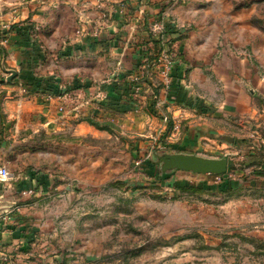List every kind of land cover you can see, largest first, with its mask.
<instances>
[{
    "label": "crops",
    "instance_id": "obj_1",
    "mask_svg": "<svg viewBox=\"0 0 264 264\" xmlns=\"http://www.w3.org/2000/svg\"><path fill=\"white\" fill-rule=\"evenodd\" d=\"M173 1L0 0V25H12L6 60L2 62L0 57V76L8 80L15 72L16 78L10 82L17 84L16 90L23 84L45 92L72 90L78 96L72 101L76 111L72 112V118L85 109L96 112L100 109L96 95H105L102 107L107 110L108 120L113 121L116 109L126 108L136 120L132 128L150 138L139 142L136 156L144 153L148 156L164 127L162 110L154 99L160 94L163 111L180 120L181 133L176 143L157 151L226 157L228 171L224 173V181L216 183L214 174L178 169L160 173L159 166L154 165L150 173L153 178L172 187L210 186L219 192L241 188L246 181L261 183L264 181V0ZM171 3L173 18L185 31L178 37L173 33L176 26L168 23L171 33L177 36L176 61L172 82L162 85L160 71L153 67L162 47L150 32V26ZM33 29L39 34L31 44L39 56L30 59L25 51V45L30 43L25 33ZM137 88L139 98L133 96ZM27 100L7 103L11 109L9 117L16 115L11 106L28 108L34 102ZM40 103L37 108L47 113V105ZM148 108L154 112H143ZM58 121L62 119L43 118L46 126ZM75 125L78 136L92 135L98 130L87 119H79ZM145 126L146 132L142 133ZM10 142L2 141L0 136V157L4 151H11L14 144ZM209 147L217 151L208 153ZM44 174L27 168L28 183L24 188L12 180L0 182V208L10 210L16 203L20 205L18 211L0 221V264H36L32 261V247L40 244L47 249L40 255L44 264H72L68 255L79 252V240L85 235L76 227L75 220L89 221L90 215L86 213L80 219L75 214L71 231L74 233L60 234L63 230L60 223L72 215L44 212L43 208L52 200L48 193L53 190L55 198H59L56 203L69 205L64 197L70 195L67 192L70 187L65 190L58 179L54 185H42ZM27 188L34 189L35 195L22 199L16 196ZM76 198L74 194L70 200V206L75 208L81 204ZM43 223L50 229H44ZM65 235L70 236L71 242L56 252L53 249L60 246Z\"/></svg>",
    "mask_w": 264,
    "mask_h": 264
},
{
    "label": "rangeland",
    "instance_id": "obj_2",
    "mask_svg": "<svg viewBox=\"0 0 264 264\" xmlns=\"http://www.w3.org/2000/svg\"><path fill=\"white\" fill-rule=\"evenodd\" d=\"M173 7L174 4H169L152 22V34L155 33L152 25L162 19L166 25L181 26L173 18ZM38 34L33 29L26 31L28 37H23L30 42L25 45L30 59L39 56L37 48L31 44ZM8 45L0 44L2 62L6 60ZM10 72L6 71L7 75ZM159 76L162 77L160 83L165 85V75L159 72ZM15 78L16 75L12 79ZM16 85L6 76H0V136L2 141L10 140V144H14L11 151L1 155L0 166L7 165L12 174L9 181L22 188L28 183L27 168L47 174L40 181L42 185H54V180L58 179L65 190L70 187L67 191L70 195L64 197L69 205L56 203L59 198H55L57 194L53 190L48 193L52 200L45 203L43 209L72 215L60 223L63 228L60 234L74 233L71 231L75 214L81 219L89 213V221L75 220L76 227L85 236L79 240V252L68 255L72 264H264V181L256 185L246 181L241 188L222 192L210 186H169L150 174L157 164L146 157V153L136 156L139 142L142 144L150 138L132 128L136 120L128 109H116L113 121L108 120L107 110L102 107L106 97L96 95L100 109L92 113L85 109L80 116L72 118V112H76L72 101L78 96L63 100L53 89L45 92L23 84L16 90ZM138 94L139 91L133 96L139 98ZM159 95L154 98L157 106ZM23 99L34 102L28 108L18 105L20 110L11 106L16 115L9 117L7 113L11 109L7 103ZM40 102L47 105V113L37 108ZM147 110L154 112L151 108L143 112ZM44 117H60L62 122L46 126ZM79 119L89 120L99 131L78 136L75 124ZM145 129L146 126L142 133ZM15 140L18 142L14 143ZM208 149V153L217 151ZM153 160L157 161V157ZM56 175L59 177L55 178ZM27 190H21V195L17 192L16 196L22 199L29 195L24 193ZM74 194L81 203L76 208L70 206ZM35 223L39 225L38 221ZM41 225L50 229L44 223ZM39 240L38 236L37 243ZM70 242V236L65 235L60 246L56 245L53 250L60 252L62 246ZM41 247V244L32 247V261L36 264L46 263L40 255L47 249Z\"/></svg>",
    "mask_w": 264,
    "mask_h": 264
},
{
    "label": "built area",
    "instance_id": "obj_3",
    "mask_svg": "<svg viewBox=\"0 0 264 264\" xmlns=\"http://www.w3.org/2000/svg\"><path fill=\"white\" fill-rule=\"evenodd\" d=\"M162 19L160 23H155L152 25V32L156 36V39L161 45V50L159 54V59L157 61H154L153 67H157L158 70L163 73L164 76V83L166 85H170L172 82V72L174 70V64L176 61V50L175 45L177 41V36H174L171 31L170 27L166 25ZM175 28V23H172ZM175 33L178 35V37H181L185 31L184 27H176ZM12 32V25L9 24H1L0 25V44H8L10 41L9 35ZM136 91H139V88L136 89ZM61 98L63 100H68L69 97L74 98L76 95L72 90H64L61 93ZM66 102V101H64ZM161 111V118L164 123V127L159 133V136L157 137V143L151 146V149L148 152V158L151 155L152 152L157 151L158 149L168 148L169 144L176 143L179 139L180 133H181V123L180 120L171 116L169 112L163 111L162 103L159 102L157 106ZM63 108V106H61ZM164 133L167 134L164 136ZM165 139H168V143L165 141ZM142 162V161H141ZM142 164V163H141ZM213 175V174H211ZM214 181L216 183H221L224 181V174H214ZM12 177L11 170L7 165H1L0 166V182H8ZM25 194H34V189H29L27 191H24ZM20 208V205L17 203L12 206V208L4 213L0 214V221L3 218H8L9 214L18 211Z\"/></svg>",
    "mask_w": 264,
    "mask_h": 264
},
{
    "label": "water",
    "instance_id": "obj_4",
    "mask_svg": "<svg viewBox=\"0 0 264 264\" xmlns=\"http://www.w3.org/2000/svg\"><path fill=\"white\" fill-rule=\"evenodd\" d=\"M16 75L12 72L8 80ZM157 157V161L153 159ZM153 163L159 166L160 173H168L173 170H187L202 174H224L228 171V159L206 158L196 154L166 153L154 151L149 156ZM160 164V165H159ZM8 208H0V214L8 212Z\"/></svg>",
    "mask_w": 264,
    "mask_h": 264
},
{
    "label": "trees",
    "instance_id": "obj_5",
    "mask_svg": "<svg viewBox=\"0 0 264 264\" xmlns=\"http://www.w3.org/2000/svg\"><path fill=\"white\" fill-rule=\"evenodd\" d=\"M173 33H175V31H173ZM91 122H92V121H91ZM94 124L98 126V124H96V123H94Z\"/></svg>",
    "mask_w": 264,
    "mask_h": 264
}]
</instances>
